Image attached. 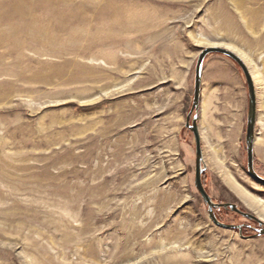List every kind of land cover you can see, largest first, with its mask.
<instances>
[{
    "label": "rangeland",
    "instance_id": "374dc122",
    "mask_svg": "<svg viewBox=\"0 0 264 264\" xmlns=\"http://www.w3.org/2000/svg\"><path fill=\"white\" fill-rule=\"evenodd\" d=\"M209 46L252 72L264 178V0H0V264H264L256 224L215 209L243 236L217 226L195 186ZM248 100L240 65L208 54L204 187L264 221Z\"/></svg>",
    "mask_w": 264,
    "mask_h": 264
},
{
    "label": "water",
    "instance_id": "95a60500",
    "mask_svg": "<svg viewBox=\"0 0 264 264\" xmlns=\"http://www.w3.org/2000/svg\"><path fill=\"white\" fill-rule=\"evenodd\" d=\"M210 53H221L229 56L231 59L236 61L243 70L247 82L248 95H249L246 138H245L246 151H247V169L250 176H252L259 183L264 184V178L261 177L254 169V157H255L254 143L256 139L255 129H256V124L258 123V96H257L256 84L252 72L250 71L246 63L242 60V58H240V56L235 54L233 51L220 46H209L201 50L197 59L196 69H195V87H194V96H193L191 113L193 111L198 112L199 110L201 96H202V67L205 58ZM191 113L188 115L186 119V127L193 132L195 139V154H196L195 155L196 157L195 186L199 191L200 195L202 196L204 202L208 205V213L210 218L217 226L221 228L239 229L241 236H243L241 226L221 222L216 217L214 210L220 207L229 208L231 211L239 213L245 218L257 221L260 226H264V221L260 217L256 216L255 214L251 213L248 210H243L239 208L238 204L231 202L215 203L212 200V197L204 187L202 180V166L204 163V158H203V149H202V137L199 128V120H198V116L196 115L191 119ZM258 235H264V227L259 230ZM249 237H254V236H248L245 238H249Z\"/></svg>",
    "mask_w": 264,
    "mask_h": 264
},
{
    "label": "bare ground",
    "instance_id": "6f19581e",
    "mask_svg": "<svg viewBox=\"0 0 264 264\" xmlns=\"http://www.w3.org/2000/svg\"><path fill=\"white\" fill-rule=\"evenodd\" d=\"M252 71H253V73H254V75H256L258 72H257V70H253L252 69ZM258 77V76H257ZM260 99L262 100V105H263V107H264V91H261V93H260ZM261 116V115H260ZM259 125L261 126V127H264V118L263 117H260L259 118ZM204 129V128H203ZM210 143V142H209ZM212 153L214 154V155H216L217 154V152H216V150H212ZM231 178V177H230ZM252 200V199H251ZM248 201V200H247ZM247 203H250V202H247ZM256 203V202H255ZM256 205H258V204H256ZM250 206H252V204L250 205ZM253 208H254V204H253V206H252Z\"/></svg>",
    "mask_w": 264,
    "mask_h": 264
},
{
    "label": "flooded vegetation",
    "instance_id": "af4514ba",
    "mask_svg": "<svg viewBox=\"0 0 264 264\" xmlns=\"http://www.w3.org/2000/svg\"><path fill=\"white\" fill-rule=\"evenodd\" d=\"M217 209H229V208H223V207H220V208H217ZM241 215V214H240ZM244 217V216H243ZM248 219V218H247ZM252 222H254L256 224V226L252 227L250 225H246L245 228H251L253 230V235L252 236H255V235H258V232L261 228H263L264 226H260L259 223L255 220H251V219H248ZM242 229H244V227L242 226Z\"/></svg>",
    "mask_w": 264,
    "mask_h": 264
}]
</instances>
